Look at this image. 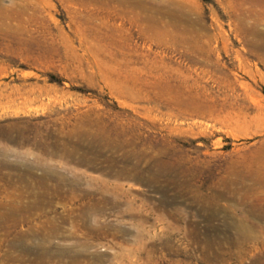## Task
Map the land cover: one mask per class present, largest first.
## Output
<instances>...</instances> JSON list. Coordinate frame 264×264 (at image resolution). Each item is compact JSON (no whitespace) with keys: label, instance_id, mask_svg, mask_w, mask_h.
I'll return each mask as SVG.
<instances>
[{"label":"rangeland","instance_id":"rangeland-1","mask_svg":"<svg viewBox=\"0 0 264 264\" xmlns=\"http://www.w3.org/2000/svg\"><path fill=\"white\" fill-rule=\"evenodd\" d=\"M0 264H264V0H0Z\"/></svg>","mask_w":264,"mask_h":264}]
</instances>
